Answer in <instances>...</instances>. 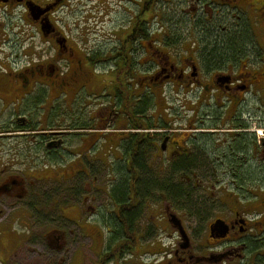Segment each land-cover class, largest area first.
I'll list each match as a JSON object with an SVG mask.
<instances>
[{
    "label": "flooded vegetation",
    "instance_id": "1",
    "mask_svg": "<svg viewBox=\"0 0 264 264\" xmlns=\"http://www.w3.org/2000/svg\"><path fill=\"white\" fill-rule=\"evenodd\" d=\"M263 17L264 0H0V264L25 263L14 220L33 226L47 200L14 165L84 191L91 167L224 168L147 178L148 193L144 178H111L94 189L113 197L108 215L81 190L102 220L84 229L90 264H264V183L249 178L264 162V49L249 24ZM233 36L241 50L218 58L213 45ZM58 226L42 264H86Z\"/></svg>",
    "mask_w": 264,
    "mask_h": 264
},
{
    "label": "rangeland",
    "instance_id": "2",
    "mask_svg": "<svg viewBox=\"0 0 264 264\" xmlns=\"http://www.w3.org/2000/svg\"><path fill=\"white\" fill-rule=\"evenodd\" d=\"M251 28H253V31L256 34L257 42L260 44V47L264 49V35H262V32H264V17L256 19L253 24L249 22ZM262 36V37H261ZM166 95H171L170 92H168L167 88L164 90ZM170 101V100H168ZM258 115L260 119V126H258L256 130V136L259 139L264 138V126H261L262 120H264V101L261 102V100L258 102ZM20 147V146H19ZM21 153L20 149L18 148V145L14 144V158L18 157ZM15 164V162H14ZM1 169V167H0ZM14 171V174L20 175L21 172L24 169H28L33 171L31 173L32 176L37 177L40 179V181L36 182L34 178L26 179L27 181L31 180L32 182H36V189L39 190V192L42 194L39 199V202L43 200V197H47V200L44 205L42 203L37 204L38 211H34V217L30 218V221L34 223L33 226L29 225V227L21 226L17 223V221L14 220V235L18 239L19 244H26V249L22 250L18 255V257L21 258L22 261H24V264H42L43 261L46 259L45 255L48 256L49 250H47V247L44 242V236L45 233L51 228V227H60L58 225H61L62 228L66 229V236L69 238V240L72 241V243H69L70 246L74 244L75 238V245L76 248H79L78 260H86V264H90V261L92 259V244L94 243V240L91 236H88L84 233V229H88V233H91V227L94 225L95 227H98L101 229V225H99L97 222H102L99 216H92V211L87 210L86 206L88 202H84L82 198L80 197L81 190L83 193L89 192L87 196H91L93 198L92 203L90 204L93 208V211L95 213H106L109 212L111 208L115 206L113 204V197L110 194H107L106 192L97 193L95 192L96 186L103 187L104 190L110 191V179L111 178H118L119 172L121 171L120 167H91L89 168L90 176L88 178H91L90 181L86 183L88 185L89 190L84 191V182L83 180L81 182H70V181H64L60 185L54 183V182H46V180H51L49 177H55L51 173L47 174L46 176L40 177L36 171L41 170L40 167H33V166H18L14 165L13 168H11ZM60 169V168H59ZM169 167L162 168V167H153L150 168L152 177L153 178H168L170 174ZM192 169V167L190 168ZM223 169L224 168H212V167H193V170L190 174L181 175L185 177L192 178V175L195 174L196 178H227L223 176ZM241 169V172H244V174L251 173V168H238V170ZM88 170V168H87ZM154 170V172H153ZM255 170V169H254ZM35 171V172H34ZM65 171L68 172L67 169ZM156 171V172H155ZM64 171H59L58 175L59 177H62L64 175ZM73 172H68L67 175L71 176ZM243 174V175H244ZM257 174V175H256ZM46 175V174H44ZM251 174H249V178H257L260 180V182L264 183V162L261 163L260 167H258V172L253 171V175L250 177ZM39 176V177H38ZM180 176V175H179ZM178 176V177H179ZM181 176L179 178H181ZM57 177V178H59ZM67 177V176H66ZM138 176H136L137 178ZM244 176H242L243 178ZM81 178H87L85 176H81ZM245 178V177H244ZM34 179V180H33ZM209 180V179H208ZM203 186H207V183L202 184ZM77 188L80 191L79 198L77 201L72 202L71 196L68 194L69 189ZM60 191L61 194H60ZM56 192V193H55ZM65 197V198H64ZM207 200V199H206ZM215 200V199H214ZM204 207H207L210 209V212H214V208L216 206L215 203L205 202L203 204ZM44 214H48V217L44 218ZM105 215H108L106 213ZM32 216V214H31ZM49 217L51 220H49ZM97 217V218H96ZM92 218V219H91ZM98 219V220H97ZM97 221V222H96ZM90 227V228H89ZM102 230V229H101ZM72 237H70V235ZM34 235V237H33ZM29 237V238H28ZM28 239V240H27ZM28 241V242H27ZM69 246V249H70ZM21 249V248H20ZM37 250V252H35ZM75 254V247L72 248L70 252V256H73ZM55 256V255H52ZM75 258V257H73ZM14 260H16L14 258Z\"/></svg>",
    "mask_w": 264,
    "mask_h": 264
},
{
    "label": "trees",
    "instance_id": "3",
    "mask_svg": "<svg viewBox=\"0 0 264 264\" xmlns=\"http://www.w3.org/2000/svg\"><path fill=\"white\" fill-rule=\"evenodd\" d=\"M241 38L245 39L246 37L243 34V36ZM239 40H241L240 36L239 37L233 36L231 43H230L231 40L228 41L227 38H225L224 40H222V42H218L215 45H213V48L215 49L216 56L221 59L223 56H228L233 51L241 50L242 45L240 44ZM190 168L191 167H189V166H186V167L181 166V167L171 168L168 178H179L178 177L179 175L180 176L186 175V174L188 175L193 170V167H192V169H190ZM120 170L121 171L118 173L119 174L118 178H136V176H138L137 178H144V180H145V192L146 193L150 192V187L148 185V184H150L149 183L150 180L147 179V178H153L152 173L150 172V168H146L143 166H130V167H121ZM239 171L242 175L244 174V172H241V169H239ZM172 181H173L172 179H169V180L166 179L160 183H161V185L165 186V185H169ZM118 188L121 189V186ZM176 190H177V193L179 195L178 200L184 199V195H183V193L185 192L184 187L178 186V187H176ZM67 191H68V194L71 196L70 198H71L72 202L77 201V199L79 198L80 191L76 188H74V189L72 188V189H69ZM123 197H124L123 192H121L120 196H118L116 198V201L119 203L120 207H122V208H124L126 206V202L123 201Z\"/></svg>",
    "mask_w": 264,
    "mask_h": 264
},
{
    "label": "water",
    "instance_id": "4",
    "mask_svg": "<svg viewBox=\"0 0 264 264\" xmlns=\"http://www.w3.org/2000/svg\"><path fill=\"white\" fill-rule=\"evenodd\" d=\"M216 224H217V222L214 223V225H216Z\"/></svg>",
    "mask_w": 264,
    "mask_h": 264
}]
</instances>
